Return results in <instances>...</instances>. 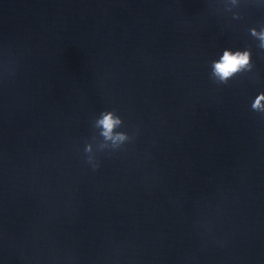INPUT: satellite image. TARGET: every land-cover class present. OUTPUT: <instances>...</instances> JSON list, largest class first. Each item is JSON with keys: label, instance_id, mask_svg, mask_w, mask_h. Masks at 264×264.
<instances>
[{"label": "water", "instance_id": "water-1", "mask_svg": "<svg viewBox=\"0 0 264 264\" xmlns=\"http://www.w3.org/2000/svg\"><path fill=\"white\" fill-rule=\"evenodd\" d=\"M219 0H0V264H264V52ZM248 47L251 73L208 62ZM132 136L85 163L90 120Z\"/></svg>", "mask_w": 264, "mask_h": 264}, {"label": "clouds", "instance_id": "clouds-1", "mask_svg": "<svg viewBox=\"0 0 264 264\" xmlns=\"http://www.w3.org/2000/svg\"><path fill=\"white\" fill-rule=\"evenodd\" d=\"M244 0H219L220 14L231 21L242 19L241 8ZM258 6L264 7V0H254ZM247 35L255 42V46L264 52V23L247 28ZM251 50L248 47H226L208 62V77L218 85L226 84L237 74L251 73ZM250 110L264 115V92L257 93L251 100ZM94 135L83 144L85 163L95 171L99 167L98 154L111 153L130 143L132 136L124 127L121 115L114 108H103L90 120Z\"/></svg>", "mask_w": 264, "mask_h": 264}]
</instances>
